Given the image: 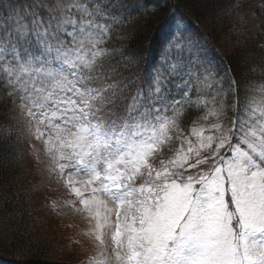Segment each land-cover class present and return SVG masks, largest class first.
<instances>
[{
    "label": "snow or ice",
    "instance_id": "snow-or-ice-1",
    "mask_svg": "<svg viewBox=\"0 0 264 264\" xmlns=\"http://www.w3.org/2000/svg\"><path fill=\"white\" fill-rule=\"evenodd\" d=\"M130 15L126 0H0V88L93 225L90 264H264V97L237 95L227 123L240 85L182 17L150 75L127 50L109 73Z\"/></svg>",
    "mask_w": 264,
    "mask_h": 264
},
{
    "label": "trees",
    "instance_id": "trees-1",
    "mask_svg": "<svg viewBox=\"0 0 264 264\" xmlns=\"http://www.w3.org/2000/svg\"><path fill=\"white\" fill-rule=\"evenodd\" d=\"M126 5L131 15L122 20L119 37L106 45L114 54L106 71L116 74L119 53L127 50L142 54L139 65L133 66L137 75H150L161 53L163 28L173 12L218 51L224 73L240 85L238 94L228 95L227 121L237 95L243 103L250 87L264 79V0H126ZM134 5H139L138 11ZM249 10L259 20L252 36L240 24ZM10 106L14 105L0 88V264H71L47 233L50 214L38 212L42 204L31 191L33 170L24 142L15 132L2 133L9 123Z\"/></svg>",
    "mask_w": 264,
    "mask_h": 264
},
{
    "label": "rangeland",
    "instance_id": "rangeland-1",
    "mask_svg": "<svg viewBox=\"0 0 264 264\" xmlns=\"http://www.w3.org/2000/svg\"><path fill=\"white\" fill-rule=\"evenodd\" d=\"M32 2L33 0H17L18 5L21 7L31 4ZM173 16H175L177 20L181 18L176 13L170 12L169 19L163 31L172 21ZM258 22L257 16L249 10L245 18L241 19L240 24L242 23L244 30L252 36L257 31ZM121 24L122 21L112 28L111 39H117L119 37ZM201 44H204V40H201ZM207 47L210 53L215 57L217 71L223 75L224 71L221 67L218 51L208 44ZM197 87L202 88V91L199 93L194 91L191 94L193 100H195L198 95L201 97H210V90L208 88L203 85H197ZM262 89H264V79L256 81L253 86L250 87L247 97L242 98L243 102L251 97H255L258 100L264 97V91H262ZM227 98L228 96L222 101L225 105L227 104ZM228 106H231V104ZM208 107H212L211 102L208 104ZM202 115L203 113L193 106L185 113L182 120L183 126L189 127L192 120L198 119ZM8 119L9 123L2 129V133L10 135V133L15 132L25 144L27 157L33 170L30 172V178L32 180L31 191L37 194L42 204L41 210L38 212H42L44 215L50 214V229H46L49 237L55 238H53V242L57 243L56 246H58V250L62 252V256L65 259H71V264H90L93 258L98 257L100 251V246L95 241L94 236L88 235L93 225L89 223L85 213L76 212L72 207L64 206L66 200H73L74 197L69 194L66 188L62 187L61 182H59L50 171L52 167L51 161L42 150L41 142L35 140L29 132L25 114L15 105L13 107L10 106ZM226 122L230 124V121ZM53 202L56 203L55 209L52 208ZM77 207H79V205H77Z\"/></svg>",
    "mask_w": 264,
    "mask_h": 264
}]
</instances>
